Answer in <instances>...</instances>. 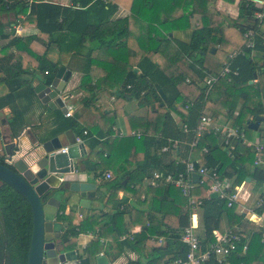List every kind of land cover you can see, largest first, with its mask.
Segmentation results:
<instances>
[{
  "label": "trees",
  "instance_id": "1",
  "mask_svg": "<svg viewBox=\"0 0 264 264\" xmlns=\"http://www.w3.org/2000/svg\"><path fill=\"white\" fill-rule=\"evenodd\" d=\"M217 1L70 0V4L61 5L50 0H0V12L13 11L15 16L23 13L25 17L21 23L34 24L38 30L37 34L25 37H14L12 33L0 31V85L7 88L0 97V109L20 93L23 95L28 91L33 95L31 81L25 75L47 72L44 80L50 84L62 66L63 55H67L69 60L80 58L88 66L94 52L97 56L109 54L113 67L122 62L120 82L124 85L119 90L118 99L127 102L135 98L139 108H146V114L140 117L141 127L137 129L141 134L139 140L143 156L134 168L116 173L108 188L114 194L120 189L135 195L155 172L162 176L156 185L144 187L147 195L154 197L153 206L138 210L144 233L138 241L133 238L129 242L132 246L148 244L150 253H144L147 258L145 264H170L186 254L180 234L182 228L189 224L192 208L180 189L164 180L166 174L176 176L184 172L185 165L180 160L191 154L196 167H217L218 179H232L233 185H240L246 177L254 178L260 169L253 162L254 148L246 146L241 139L231 140L232 148L221 149L218 137L205 133L198 138L192 150L189 145L201 114L211 118L221 115L223 122L243 130L248 139L253 132L247 126L249 119L264 115V20L259 25L254 19L257 6L252 2L239 0L237 16L232 18L215 10ZM222 1L232 3L235 0ZM120 4L124 5L127 13L114 19ZM159 14L166 18V23H175L176 31H190L188 41L173 34H160L162 21H159ZM248 30L254 31V50L259 53L256 57H252L251 51L244 46L243 35ZM86 43H89L88 47ZM25 58L30 60L28 66L24 63ZM226 64H229L230 74L220 78L206 94L201 88L204 78L208 74H218ZM233 71H237V75H233ZM83 73L88 75L89 70L84 69ZM249 81L253 83L249 84ZM160 91L166 97L162 106ZM91 98L93 100L94 95ZM11 111L9 126L13 132H19L25 125L23 114L13 105ZM99 116L106 114L100 110ZM58 125L59 132H83L79 118L74 115L68 118L60 116ZM260 125L257 131L262 139L264 127ZM109 132L110 129L102 135ZM102 135L97 137L102 138ZM95 136L90 130L83 136L88 143L86 163L94 172L102 170L101 165L108 159L101 156L98 162L99 152L95 153L94 149L103 147V144ZM164 146L168 147L166 153L161 152ZM167 152H178L180 160L166 161ZM260 157L264 158V155ZM196 158L199 162L195 161ZM211 182L212 179L203 177V183L190 193L194 200L201 202L199 226L195 229L200 248L205 250L215 243L214 231L223 234L229 230L241 234L236 250L226 258L229 264H264V226L245 220L236 211V204L227 206V199L208 198L206 191ZM257 183L262 186L264 181ZM116 202L117 207L124 203L122 200ZM254 212L263 214L264 203ZM60 219L65 222L63 239L74 237L77 231L72 223L73 212L61 214ZM134 224L136 221L133 219L124 230ZM31 232L32 212L28 202L10 186L2 184L0 264H26ZM155 234L167 239L164 247L150 240ZM101 250L102 246L94 247L91 254L82 258L81 264H95V255ZM159 253L163 256L160 257ZM134 264L142 263L137 261ZM207 264L219 263L212 257Z\"/></svg>",
  "mask_w": 264,
  "mask_h": 264
},
{
  "label": "crops",
  "instance_id": "2",
  "mask_svg": "<svg viewBox=\"0 0 264 264\" xmlns=\"http://www.w3.org/2000/svg\"><path fill=\"white\" fill-rule=\"evenodd\" d=\"M13 1L14 0H11V2ZM50 1L61 5H67L66 2L70 3V0ZM237 3L238 2L235 0L232 7L225 11L229 13V17L234 18L233 15L235 14V11L237 12V9H235ZM225 9L227 8L225 7ZM125 15L126 10L119 6L113 18H121ZM24 17L25 15L23 13H18V15L15 16L13 11H1L0 31L3 30L12 33L14 37H25L37 34L38 30L34 24L30 23L24 25L21 23V20L24 19ZM176 38L183 40L177 37V35ZM188 39L183 41H188ZM85 45L88 47L89 43H86ZM108 56L109 54L107 53H102L101 56H97L94 52L91 65L88 66L85 64L84 67L80 66L83 61L80 58H72L69 60L67 55L61 57L62 66L71 71L62 94L65 107L72 110L71 116H77L82 125L81 127H83V131H92L96 135V138L101 136L103 132L108 129L111 131L107 134L105 133L104 136L102 135V138H98L102 142L103 147L97 146L94 149L95 153L99 152V163L101 161V156L103 158H108L104 161V164L101 163L102 170L94 172L88 168L86 158H80L78 160L83 169L87 171L89 181L96 186L95 199L91 202L88 208L78 207L77 205H68L66 206L64 214L67 215L68 213L73 212L72 223L75 225L77 234L74 235V237H71V248L77 249L80 258L91 254L94 247L98 245L102 246V250L95 256L102 254L108 264H134L137 261H141L142 264H145L147 263V258L144 253H150L148 244L144 242L143 245L135 244V246H132L129 242L132 241L133 238H136L135 241H138L140 236L144 233V229H142L141 225L143 220L142 217L138 215V210L142 208L149 209L153 206L154 197L151 194L147 195L144 187L147 185H156L159 181L152 183V178L146 180L144 187L135 195L130 191L120 189L114 194V191H111V189L108 188V183L115 178L116 173L126 172L127 170L134 168L137 161L141 160V157L143 156V146L139 140L141 134L139 131L137 132V129L141 127L140 117L146 114V108L138 107L137 99L134 101L135 98H132L131 100H127V102L118 99L119 90L123 89L124 85L123 82H120L122 78L120 75L123 66L120 61L116 67H113L112 64H110ZM29 58L30 57L28 56V59ZM29 61L30 60H27V58L24 59V63L27 66L29 65ZM26 65L24 66L26 67ZM84 69L89 70L88 75L83 73ZM110 70H112L113 73H110ZM136 72H138V69ZM46 74L47 73L45 72L41 73L36 71L31 74V76L25 75V78L31 81L33 95H30L28 91L23 95L20 93L16 95L13 100L8 101L10 104L0 109V131L6 135L20 136V143L18 144L22 148V151L18 156L31 148L32 138L26 135L27 132H29L31 137L38 142L48 140L57 135L63 136L64 132L58 131V124L60 116L62 117L63 115V117H65L64 112L60 108H51L46 104H43L35 92V88L39 84L47 85L44 80ZM90 90H93V92ZM6 91L7 88L0 85V97H2ZM91 95H94L93 100ZM12 105L18 107L23 114L22 121H24L25 125L19 132H13L14 130H11L8 123L13 115V112L11 111ZM96 110H99V112ZM100 110H103L106 116H99ZM162 110H164V108H162ZM111 116H114V119H112ZM130 116H133V118ZM213 119L219 123H225L222 119ZM263 120L261 125L259 123L262 128L264 127ZM109 124L111 125L109 126ZM226 124L230 123L228 122ZM17 130L18 128H16V131ZM252 131L250 139L245 137V142L243 141V143L246 146H250L248 143L264 144V138H260V133L257 130ZM73 133L76 136H81V133L77 134L75 131H73ZM129 137H135V139L130 140L128 139ZM62 143L65 145L64 138L62 139ZM83 143L88 151L87 141H83ZM251 147L254 148L253 145H251ZM165 160L179 161L178 152L176 154L167 152ZM180 161L183 162L184 160ZM195 161L199 162V158H196ZM106 173H109L111 178H106ZM261 180L264 181V166H260V169L257 174H255L254 178H250L248 182L244 180L246 183L239 194L238 202L235 204L236 211L241 213L245 220H251L260 226H264V212L261 215H257L254 212L259 201L257 199L264 196V183L262 186L257 183ZM253 195H257V202L255 200L247 206ZM119 200H122L124 203L117 207L116 201ZM117 211L122 212L123 214L118 215ZM133 219L136 221V224L125 231L124 228L126 224L130 223ZM190 221H193L192 223L198 228L199 209H196L195 211L192 210ZM121 232L123 234H121ZM215 232L219 234L217 231ZM150 240L161 248L167 244V239L162 235H152ZM120 243L122 244L120 245ZM151 255H153V253H151ZM158 255L160 257L163 256L161 253ZM226 264H229L227 259Z\"/></svg>",
  "mask_w": 264,
  "mask_h": 264
},
{
  "label": "water",
  "instance_id": "3",
  "mask_svg": "<svg viewBox=\"0 0 264 264\" xmlns=\"http://www.w3.org/2000/svg\"><path fill=\"white\" fill-rule=\"evenodd\" d=\"M137 69H135V72ZM71 71L60 66L50 84L35 88L37 97L51 108L66 111L62 94ZM253 81H249L252 84ZM163 102L165 95L160 91ZM176 105V104H175ZM264 115L249 119L247 126L257 130ZM31 148L22 155L20 136L6 135L0 131V186L6 184L18 192L29 204L32 212V232L26 264H81L77 249L71 248L72 238L64 240V222L60 215L66 206L86 207L95 199V184L89 181L87 171L78 162L87 157L84 143L75 142L71 130L48 140L38 142L27 132ZM65 139V145L62 139ZM66 147V151L61 149ZM195 183L200 175L192 174ZM249 177L245 178L248 182ZM126 180L123 181V184ZM72 208V207H71ZM73 210V209H69ZM65 215V214H64ZM96 264H108L100 254Z\"/></svg>",
  "mask_w": 264,
  "mask_h": 264
},
{
  "label": "built area",
  "instance_id": "4",
  "mask_svg": "<svg viewBox=\"0 0 264 264\" xmlns=\"http://www.w3.org/2000/svg\"><path fill=\"white\" fill-rule=\"evenodd\" d=\"M252 2L257 6V10L254 12V19L259 23V25L264 20V0H246ZM20 31V30H19ZM245 38V48L251 51V56L256 57L259 53L254 50V31L248 30L244 33ZM237 52L235 51L230 55V58L234 57ZM47 73V72H45ZM230 74L229 64H226L223 69L218 74H208L202 83L203 89H205L206 94L211 90L213 85L223 77H227ZM233 75H237V71L232 72ZM67 97V96H66ZM72 115V110L66 108L64 113L65 117H70ZM183 130L186 131V127L183 126ZM205 133H212L218 137L219 147L221 149H230L231 140L241 139L245 142V135L243 130L238 129L237 127L226 124L219 123L215 119L211 118L207 114H201L197 125L194 129V139L189 144L191 150L196 146L198 138ZM87 134V131L84 130L81 136L75 137V142L77 144L83 143V136ZM254 146L255 158L254 164L256 166H264V158H261L260 155H264V144H250ZM62 152L66 151V147L61 149ZM168 151V147L164 146L161 148V152ZM205 151V150H204ZM185 165L184 172L178 173L176 176L171 174H166L164 180L174 187L180 189L183 196L188 198V204L191 206L192 210L195 211L199 209L201 204L200 201L194 200L191 197V190L196 186L203 183V177H208L212 179L211 184L207 188V197L208 198H220L227 199V206L231 207L233 204L238 202L239 194L242 191L245 181L240 185H233L232 179L223 178L222 180L218 179V169L217 167L208 168L205 165H200L196 167L195 162L192 160L191 154L183 161ZM197 173L200 175L198 183H195L192 179V174ZM106 178H111L109 173H106ZM162 176L159 173H154L152 177V183L158 182ZM264 203V196H262L256 207ZM193 222V221H192ZM189 222L188 225L182 228L180 234V241L186 246V254L183 258H177L172 261L170 264H207V262L214 257L219 264H226V258L229 254L236 250L237 244L240 241L241 234H236L231 231H227L224 234H217L214 231L216 241L208 249H201L198 238L195 232V224ZM245 248V246H244Z\"/></svg>",
  "mask_w": 264,
  "mask_h": 264
},
{
  "label": "rangeland",
  "instance_id": "5",
  "mask_svg": "<svg viewBox=\"0 0 264 264\" xmlns=\"http://www.w3.org/2000/svg\"><path fill=\"white\" fill-rule=\"evenodd\" d=\"M224 1H217V3H216V5H215V10H219L221 13H223L225 16H228L229 15V13H227V12H225L226 10H228V9H230L231 7H232V4H234V2H232V3H228V2H224ZM236 2H238L237 0H236ZM66 4L68 5V4H70L69 2L67 3L66 2ZM120 7H122V8H124L125 10H126V8L124 7V5L123 4H120L119 5ZM225 7L227 8V9H225ZM235 9H237V12L235 11V14L233 15V17L235 18L236 16H237V13H238V6L237 7H235ZM126 13H127V10H126ZM231 16V15H230ZM159 21L161 20L162 21V24L160 25V28H159V32H160V34H167V33H169V34H173L174 36H176L177 35V37H179V38H181V39H183V40H186V39H188L189 37H190V31H188V30H175V29H177V27L176 26H174L175 25V23H173V22H169V23H166L165 22V20H166V18H162V15L161 14H159ZM177 34H176V33ZM179 32V33H178ZM176 35H175V34ZM97 55V54H96ZM85 61L83 60L82 62H81V64H80V66L81 67H84L85 66ZM135 69L136 68H133V71L135 72ZM116 89V88H115ZM136 99H134V101H135ZM217 118H219V119H221V115H218V117ZM241 198V197H240ZM257 199V195H253L252 196V198H251V200L249 201V203H248V205L247 206H249L252 202H254L255 200ZM257 200H259V198L257 199ZM257 200H256V202H257Z\"/></svg>",
  "mask_w": 264,
  "mask_h": 264
},
{
  "label": "bare ground",
  "instance_id": "6",
  "mask_svg": "<svg viewBox=\"0 0 264 264\" xmlns=\"http://www.w3.org/2000/svg\"><path fill=\"white\" fill-rule=\"evenodd\" d=\"M195 220V219H194Z\"/></svg>",
  "mask_w": 264,
  "mask_h": 264
}]
</instances>
